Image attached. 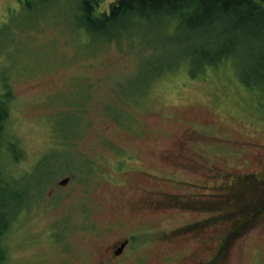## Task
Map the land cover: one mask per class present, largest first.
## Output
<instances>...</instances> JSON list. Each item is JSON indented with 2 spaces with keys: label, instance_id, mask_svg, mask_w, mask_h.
Segmentation results:
<instances>
[{
  "label": "rangeland",
  "instance_id": "374dc122",
  "mask_svg": "<svg viewBox=\"0 0 264 264\" xmlns=\"http://www.w3.org/2000/svg\"><path fill=\"white\" fill-rule=\"evenodd\" d=\"M115 1L102 0L94 16ZM78 3L0 0V96L10 95L0 223L11 222L0 264H84L81 251L95 259L87 226L116 218L120 199L155 189L193 203L124 212L129 226L166 232L206 219L217 230L251 220L257 227L243 241L227 243L230 264H264V184L254 183L264 171V86L243 79L264 44L238 47L231 65H198L200 40L174 19L128 21L95 37L78 26ZM187 139L194 156L186 157H199L206 170H173L159 154ZM122 159L127 169L115 172ZM167 177L174 183L160 181ZM232 181L237 191L221 188ZM216 201L224 204L214 208ZM190 246L179 238L154 247L149 263L180 261Z\"/></svg>",
  "mask_w": 264,
  "mask_h": 264
},
{
  "label": "trees",
  "instance_id": "16d2710c",
  "mask_svg": "<svg viewBox=\"0 0 264 264\" xmlns=\"http://www.w3.org/2000/svg\"><path fill=\"white\" fill-rule=\"evenodd\" d=\"M47 1L52 0H44ZM101 2L79 0L81 17L78 26L87 34L108 37L113 30L124 28L128 21L172 18L177 22V28L193 33L200 40L192 53L194 63L198 65L205 64L212 68L231 65L237 57L238 47L249 48L260 42L264 44V0H116L108 12L94 16ZM252 69V72L246 71L244 84L250 86V77L252 87L264 86V57L253 61ZM9 100L8 93L0 96V142L3 141L8 119ZM221 203L214 202V208ZM5 214L6 211H0V219ZM10 223H0V261L4 257L2 235Z\"/></svg>",
  "mask_w": 264,
  "mask_h": 264
},
{
  "label": "flooded vegetation",
  "instance_id": "af4514ba",
  "mask_svg": "<svg viewBox=\"0 0 264 264\" xmlns=\"http://www.w3.org/2000/svg\"><path fill=\"white\" fill-rule=\"evenodd\" d=\"M192 142L186 140L184 144H175L173 149L159 150V154L164 156L168 162V166L176 171H185L191 173V168L195 167L196 170H204L205 167L199 157L195 156V162L191 157L194 156L192 150L189 148ZM176 147V149L174 148ZM179 162H184L179 165ZM194 165V166H193ZM128 167V162L125 159L118 161L115 166V172H124ZM206 170V169H205ZM198 172V171H196ZM172 173V172H171ZM146 176L152 177L149 174ZM201 179H204L202 173L198 174ZM256 176V175H255ZM264 177V171L258 176V179ZM214 178L211 177L210 179ZM215 177L213 180H215ZM254 181L255 184L263 183L264 180ZM161 182L172 184L173 179L170 177L160 179ZM70 182V180H69ZM69 182L66 184L68 185ZM236 182H230L229 185L233 187H226L223 185V189H227V192L237 191L234 185ZM65 189V188H64ZM142 192L141 198H135L132 201L119 200L122 205L117 206V210L113 209L116 218L109 219L102 225L90 224L87 226V231L90 235V243H93L95 249L96 258L91 256L87 259H82V251L80 252V262L84 264H148L151 257L152 249L154 247L164 245L168 242L174 241L179 238H188L189 254L182 258L180 261H176L175 257L166 256L162 262L165 264H230L231 259L229 257V245L227 243H234L243 241L252 230L257 227L254 222L247 219H236L229 224L219 225L217 230L212 228L206 219L192 220L187 224L175 229L163 231L159 226L153 224L144 225L138 224L135 226H129L128 219L124 218V212L131 210H140L141 212L156 213L159 211H165L175 207H187L192 205L190 198L175 196L172 194L164 193L158 190H148ZM178 197L185 199L181 202ZM124 207V208H122ZM236 207V206H235ZM204 209V208H202ZM261 232L257 230L256 233ZM217 241L213 246L211 242ZM83 250V249H82ZM99 257V259H97ZM186 259V260H184ZM150 264V263H149Z\"/></svg>",
  "mask_w": 264,
  "mask_h": 264
},
{
  "label": "water",
  "instance_id": "95a60500",
  "mask_svg": "<svg viewBox=\"0 0 264 264\" xmlns=\"http://www.w3.org/2000/svg\"><path fill=\"white\" fill-rule=\"evenodd\" d=\"M67 179L66 180H63V181H61L60 183H59V185H61V186H63V185H65L66 183H67Z\"/></svg>",
  "mask_w": 264,
  "mask_h": 264
}]
</instances>
